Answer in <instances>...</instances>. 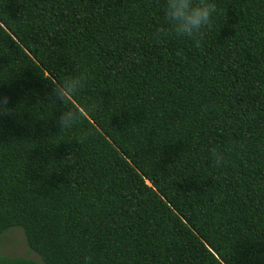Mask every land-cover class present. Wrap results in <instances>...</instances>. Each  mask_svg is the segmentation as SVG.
<instances>
[{
  "label": "trees",
  "instance_id": "obj_1",
  "mask_svg": "<svg viewBox=\"0 0 264 264\" xmlns=\"http://www.w3.org/2000/svg\"><path fill=\"white\" fill-rule=\"evenodd\" d=\"M211 2L197 47L166 0H0V236L39 259L0 264H264V0Z\"/></svg>",
  "mask_w": 264,
  "mask_h": 264
},
{
  "label": "clouds",
  "instance_id": "obj_2",
  "mask_svg": "<svg viewBox=\"0 0 264 264\" xmlns=\"http://www.w3.org/2000/svg\"><path fill=\"white\" fill-rule=\"evenodd\" d=\"M216 11V4L211 0H166L164 18L171 31L177 37L191 38L197 47L200 46L203 30L211 24L212 14ZM160 32L161 30H157ZM86 85V77L81 75L66 76L62 81L52 84L53 101L65 105L57 117L60 130H68L83 121L80 111L76 107L68 106L70 99H75ZM7 96H0V111L8 113ZM85 111H88L85 108ZM87 134V133H86ZM212 155L216 159L217 167L221 160L215 150ZM226 163V162H225Z\"/></svg>",
  "mask_w": 264,
  "mask_h": 264
},
{
  "label": "rangeland",
  "instance_id": "obj_3",
  "mask_svg": "<svg viewBox=\"0 0 264 264\" xmlns=\"http://www.w3.org/2000/svg\"><path fill=\"white\" fill-rule=\"evenodd\" d=\"M0 254L39 260L35 254L29 252L23 234L17 228H13L0 236Z\"/></svg>",
  "mask_w": 264,
  "mask_h": 264
}]
</instances>
